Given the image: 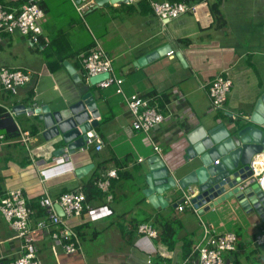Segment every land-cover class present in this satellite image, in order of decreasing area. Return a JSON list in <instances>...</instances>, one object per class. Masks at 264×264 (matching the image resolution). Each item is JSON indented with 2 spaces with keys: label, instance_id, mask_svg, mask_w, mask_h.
<instances>
[{
  "label": "crops",
  "instance_id": "1",
  "mask_svg": "<svg viewBox=\"0 0 264 264\" xmlns=\"http://www.w3.org/2000/svg\"><path fill=\"white\" fill-rule=\"evenodd\" d=\"M83 1L38 0L46 12L42 36L47 45H32L19 34L6 35L0 43V49L29 47L30 59L0 66L33 74L32 81L19 91L23 95L12 96L0 84V103L11 110L10 121L0 122V133L7 134L12 126L17 132L30 131L37 123L35 117L39 118V114L15 111L13 107L18 104L55 110L92 92L100 109L93 143L74 154H56L65 144L47 141L41 123L35 124L39 128L36 135L30 131V148L14 142L18 135L7 136L6 143L0 146V195L22 187L31 207L39 206L46 196L56 200L63 193L83 189L96 172L100 179L108 180V190H102V197L88 201L90 209L79 217L66 218L68 226L80 232L81 250L67 253L50 238V230L59 229L51 225L36 241L42 264H197L194 247L203 240L205 225L217 232L237 233L236 249L225 253L228 264H264V244L255 242L257 235L264 232V221L256 212L246 213L237 201L224 202L202 214L192 202L180 210L184 198L193 197L180 188L165 191L163 196L169 203L155 207L144 193L152 156H161L178 180L199 164L188 153L191 138L197 140L204 129L218 123L235 126L249 121L264 93V0H221L226 19L222 27L216 26L211 10L214 0L189 3V12L169 22L155 15L150 0L97 8L94 2L81 16L75 4ZM95 39L110 55L114 74L124 79L126 94L153 95L159 105L166 99L165 105H160L165 119L151 131V136L134 129L132 114L115 85L101 88L89 83L83 56ZM164 47L167 50L157 58L138 64L140 58ZM170 50L175 53L173 57L167 55ZM50 62L58 67L56 71L51 70ZM220 73L229 76L233 86L224 107L216 108L208 91ZM34 83L36 88L31 86ZM99 142L101 149H97ZM153 143L161 146L160 155ZM141 157L143 161H139ZM112 170H116V176L109 175ZM33 210L32 224L39 220L37 209ZM115 211L126 222L118 220L115 224L120 219ZM157 216L182 221L183 228L173 247L138 232V226L147 222L158 230ZM101 233L107 234L111 248L87 256L82 241ZM0 237V264H4L19 256L22 239L1 211Z\"/></svg>",
  "mask_w": 264,
  "mask_h": 264
},
{
  "label": "built area",
  "instance_id": "2",
  "mask_svg": "<svg viewBox=\"0 0 264 264\" xmlns=\"http://www.w3.org/2000/svg\"><path fill=\"white\" fill-rule=\"evenodd\" d=\"M94 2V0H84L75 5L80 15L84 16L85 11L88 8H92ZM150 5L155 15L163 22H169L172 19L178 18L192 9L191 5L185 1L150 0ZM45 16L46 12L38 0H25L19 6L0 3V43L6 35L19 34L27 37L32 45L40 47L47 45L42 36V25ZM174 54L173 50L167 53V55L172 57ZM83 64L89 77L109 73L108 77L102 79L97 85L101 88L112 85L116 86V92L125 98L132 114L135 130L142 131L146 135L151 136V131L164 121L165 115L161 111L157 97L153 95H141L139 93L131 95L125 93L123 88L124 79L114 74L112 59L98 39H95L93 47L84 54ZM32 79L33 74L31 71L0 66L2 90L13 95H18L20 89L30 83ZM232 86V79L224 73H220L211 81L208 94L214 107H224ZM0 106H2L1 103ZM26 112L29 115L35 114V111L29 110V108H26ZM10 113L11 110L6 109L1 121L6 116L9 117ZM88 135L86 145H91L95 134L89 132ZM32 137L30 131L19 130L18 137L14 142L30 148ZM6 141L7 134L0 133V146L4 145ZM153 146L157 155H160L162 153L161 146L157 143H153ZM101 148L102 143L99 142L97 149ZM66 152L69 153L67 150ZM67 153H65L66 158H69ZM143 159L141 157L139 161H143ZM251 168L253 174L249 179L260 183L264 191V157L253 158ZM109 175L116 176V170L110 171ZM97 185L103 191H107L109 187L108 180L103 179H100ZM191 200V197L186 196L184 201L179 204V209L184 210L187 205L192 204ZM57 204L62 207L64 216L59 215L57 212ZM40 205L45 209L47 218L39 219L32 224L34 210L29 205L22 187L12 188L0 197V211L22 239L19 256L4 264H42L36 241L39 234L49 229L51 225L59 227L58 230H50L53 241L60 243L67 253L81 250V237L74 228L68 226L66 218L79 217L91 208L84 190L78 189L63 193L56 200L46 196L40 200ZM138 232L151 238H158L157 228L149 222L140 224ZM1 241L0 237V244ZM255 242L258 245L264 244V232L257 235ZM237 243L238 235L236 232H217L205 225L203 240L194 247V252L197 253V264H227L225 253L234 251Z\"/></svg>",
  "mask_w": 264,
  "mask_h": 264
},
{
  "label": "water",
  "instance_id": "3",
  "mask_svg": "<svg viewBox=\"0 0 264 264\" xmlns=\"http://www.w3.org/2000/svg\"><path fill=\"white\" fill-rule=\"evenodd\" d=\"M128 1L95 0V8ZM165 50L167 48L164 47L153 51L140 58L138 64L143 65L157 58ZM177 56L184 61L181 54L177 53ZM108 75L109 73H103L91 76L89 83L96 85ZM13 108L18 111L26 110L27 107L18 104ZM29 110L39 114V122L44 128L42 135L47 141L56 140L65 144L56 154L66 150L74 154L77 149L84 148L89 132L96 134L95 127L99 125L100 109L92 92L85 93L80 100L64 108L52 110L50 107H31ZM191 141L188 153L191 160L197 158L199 164L178 180L161 156H152L149 159L150 171L146 175L147 188L144 190L149 201L155 207H165L169 199L165 198L163 193L180 188L183 192L193 195L192 203L196 208H200L201 214L224 202L237 201L246 213L256 212L264 221L263 187L249 179L253 174V158L264 154V93L258 99L249 121L235 126L218 123L207 130L204 129L197 140L191 138ZM176 206L177 204H174V207ZM56 210L59 215L64 216L59 204L56 205Z\"/></svg>",
  "mask_w": 264,
  "mask_h": 264
},
{
  "label": "trees",
  "instance_id": "4",
  "mask_svg": "<svg viewBox=\"0 0 264 264\" xmlns=\"http://www.w3.org/2000/svg\"><path fill=\"white\" fill-rule=\"evenodd\" d=\"M25 0H0V3L3 4H12V5H16L19 6L21 5ZM171 1H185L187 3H195V2H199L201 0H171ZM211 10L215 19V23L216 26L222 27L226 24V19L224 17V14L222 12L221 9V0H214V2H211ZM189 40V39H188ZM190 41V40H189ZM49 67L51 68V70L56 71L58 69V67H54L52 65V62L49 63ZM165 100L160 101V105L164 106L165 105ZM28 102V101H26ZM6 112V109L2 106H0V122H1V118L3 116V114ZM37 119V123L38 124L40 122L39 118L35 117ZM10 118L8 116H6L3 121H10ZM10 123V122H9ZM33 124L32 126V130L31 133L33 135H36L39 131V128L37 125ZM14 127L12 126L11 130ZM10 129L7 130V136H14L16 137L18 135L17 130L13 129L11 131ZM17 143V142H15ZM97 173V172H96ZM94 174V178H92L91 181H89V183H87L86 185L83 186V190L87 195V200L88 201H92L94 199H98L102 197L103 191L102 189L97 185V182L100 180V175L98 174ZM5 193H3L2 195H0V197H2ZM30 205V204H29ZM39 206H32L33 208L37 209V214H36V219H42L46 217V211L45 209L38 203ZM31 206V205H30ZM156 223L158 224V239L161 240L162 242L167 243L170 247H173L175 245V241L178 235L179 230H181L183 228V223L179 218H163L160 216H157L156 218ZM77 232L80 235V232L77 230ZM81 236V235H80ZM187 246H190V244L188 243ZM186 246L187 251L185 250V254L187 255L188 253V248ZM160 263V262H158Z\"/></svg>",
  "mask_w": 264,
  "mask_h": 264
},
{
  "label": "rangeland",
  "instance_id": "5",
  "mask_svg": "<svg viewBox=\"0 0 264 264\" xmlns=\"http://www.w3.org/2000/svg\"><path fill=\"white\" fill-rule=\"evenodd\" d=\"M30 51H31V49H29V47H27V46L21 47V48L16 47V46H3L0 49V53H1L0 55L3 59H6V60L1 59L0 65L5 64V65L12 66V64H18V62L22 63V62H24V60L26 58H28V59L31 58ZM33 52L36 53L35 51H33ZM17 54H19V58H15ZM16 59H18V61H15ZM31 86L36 88L38 85H36L34 83V84H31ZM5 92H7V91H5ZM9 94L12 96H15L11 93H9ZM18 95H23V94L19 93ZM20 120H22V119H20ZM21 151L24 152V150H21ZM28 165H30V164H28ZM114 214H115V216L120 218V219L116 218L117 220H116L115 224H118V220H120L121 223L124 221L126 222V219H122L121 218L122 216H119L117 211H115ZM106 223L109 224L108 222H106ZM50 238L53 240L51 235H50ZM82 245H83V250L87 256H91L93 252L101 253V252H104L107 249L111 248L110 244L107 242V234H103V233H101L97 238H91V237L86 238L85 241H82ZM89 263H90V261H89Z\"/></svg>",
  "mask_w": 264,
  "mask_h": 264
},
{
  "label": "clouds",
  "instance_id": "6",
  "mask_svg": "<svg viewBox=\"0 0 264 264\" xmlns=\"http://www.w3.org/2000/svg\"><path fill=\"white\" fill-rule=\"evenodd\" d=\"M97 85V84H96Z\"/></svg>",
  "mask_w": 264,
  "mask_h": 264
}]
</instances>
